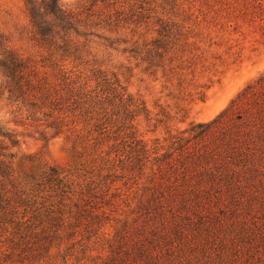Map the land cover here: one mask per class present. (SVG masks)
Wrapping results in <instances>:
<instances>
[{"label": "rangeland", "instance_id": "1", "mask_svg": "<svg viewBox=\"0 0 264 264\" xmlns=\"http://www.w3.org/2000/svg\"><path fill=\"white\" fill-rule=\"evenodd\" d=\"M57 2L74 16L72 22L48 14ZM168 20L191 26L202 35L211 32L212 41L218 42L203 43L207 65L202 72L190 74L183 85L174 79L165 86L163 78L144 74L129 51L145 47L158 35L161 22ZM40 25L51 28L50 38L56 44L44 42ZM66 39L78 41L87 56L84 63L67 66L77 65L88 78H95L99 69L113 78L119 76L155 112L162 107L169 111L171 131L176 132L192 121L216 117L264 70V0H0V58L12 49L41 70L57 72L63 63L58 47ZM4 79L0 70V129L14 130L19 143L13 148V182L6 183L15 195L9 213L0 219V264H103L104 256L112 253L110 240L123 222L156 220L157 215L152 219L143 214L140 201L151 192L149 180L142 173L109 175L114 170L84 143L75 148L65 135L44 136V126L38 122L27 125L26 107L9 99ZM190 83L204 85L206 98H199ZM139 122L147 138L164 141L169 136L166 124L144 116ZM53 165L64 171L69 195H62L46 180ZM109 188V194H101ZM83 189L88 202L96 190L100 204L110 201L106 206L112 214L104 219V227L99 228L97 221L87 226L85 219L78 238H69L61 229L50 250L38 248L45 233L36 231L50 225L49 211L55 209L56 215L70 219L78 210L76 202L84 203ZM260 189L258 195L231 200L222 209V201H208L206 208L202 201L191 200L193 207L171 215V220L187 226L181 238L175 229L169 230L171 238L158 248L165 264H264V183Z\"/></svg>", "mask_w": 264, "mask_h": 264}, {"label": "trees", "instance_id": "2", "mask_svg": "<svg viewBox=\"0 0 264 264\" xmlns=\"http://www.w3.org/2000/svg\"><path fill=\"white\" fill-rule=\"evenodd\" d=\"M48 14L58 20H74L58 2ZM41 27L44 42L56 44L50 38L51 28L44 26L41 30ZM157 29L158 35L147 41L145 47L129 51L143 66L144 74L156 80L163 78L165 86L173 84L174 79L183 85L190 74L202 72L209 60L203 43H218L212 41L211 32L202 35L191 26L175 21H162ZM65 41L58 47L62 50L59 60L63 63L57 72L41 70L28 57L12 49L0 58V70L9 99L26 107L27 125L38 122L44 126V136L65 135L74 141L75 148L84 143L114 170L109 175L142 173L149 180L151 192L140 199L143 214L159 218L140 224L123 222L110 240L112 253L104 256L103 264H165L164 254L159 253L158 248L171 238L169 230L175 229L181 238L187 226L179 220H171L170 216L181 215L184 208L193 205L191 200L202 201L206 208L210 207V204L205 205L208 201H222V209L231 200L258 195L264 183V70L216 117L192 121L189 126L173 132L169 122L171 113L164 107L155 112L146 98L131 92L119 76L113 78L99 69L95 78H88L83 70L75 68L77 65L67 66L71 62L80 65L87 56L79 48L78 41ZM190 84L196 86L194 93L199 94V98H206L204 85ZM143 116L166 124L169 136L164 141L159 137L147 138L140 129L139 118ZM18 143L14 130L0 129V219L9 213L15 195L6 183L7 180L13 182V148ZM63 172L53 165L46 180L62 195H69L71 189L67 187ZM110 189L101 194H109ZM97 192L93 191L88 202L83 189L80 194L84 203L76 202L78 210L68 220L61 213L56 215L55 209L50 210V225L36 231L40 232L38 235L45 233L38 240V248L50 250L57 236L61 237V229L67 231L69 238H78L85 219L87 226L97 221L99 228L104 227V219L112 214L106 206L110 201L102 200L106 203L100 204L96 200L100 197ZM65 223L68 224L65 226Z\"/></svg>", "mask_w": 264, "mask_h": 264}]
</instances>
